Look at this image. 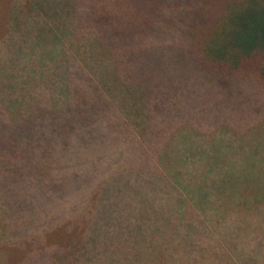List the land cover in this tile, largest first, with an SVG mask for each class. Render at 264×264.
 <instances>
[{
    "label": "trees",
    "instance_id": "trees-1",
    "mask_svg": "<svg viewBox=\"0 0 264 264\" xmlns=\"http://www.w3.org/2000/svg\"><path fill=\"white\" fill-rule=\"evenodd\" d=\"M0 264H264V0H0Z\"/></svg>",
    "mask_w": 264,
    "mask_h": 264
}]
</instances>
